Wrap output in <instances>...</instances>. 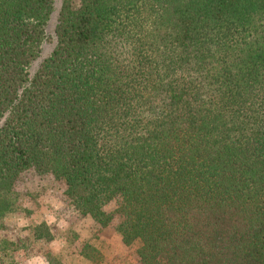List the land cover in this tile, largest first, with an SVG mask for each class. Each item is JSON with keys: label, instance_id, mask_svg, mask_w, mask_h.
I'll return each instance as SVG.
<instances>
[{"label": "trees", "instance_id": "16d2710c", "mask_svg": "<svg viewBox=\"0 0 264 264\" xmlns=\"http://www.w3.org/2000/svg\"><path fill=\"white\" fill-rule=\"evenodd\" d=\"M52 2L0 0V264L109 263L44 221L6 235L28 169L139 241L120 264H264V0H61L29 72Z\"/></svg>", "mask_w": 264, "mask_h": 264}, {"label": "rangeland", "instance_id": "374dc122", "mask_svg": "<svg viewBox=\"0 0 264 264\" xmlns=\"http://www.w3.org/2000/svg\"><path fill=\"white\" fill-rule=\"evenodd\" d=\"M60 2L61 0L52 2V10L45 27V36L40 44L38 55L28 66L29 72L37 67L55 42L54 25ZM14 187L18 192L19 202L29 212L17 221L15 219L4 221L3 219L5 227H2L5 228L6 235H9V232L17 226H23L24 222L44 221L56 229L54 239L44 246L63 254L66 262H76L75 250L79 247V241L93 235L91 238L98 241L96 246L100 247L102 253L105 254L108 264H120L125 261L134 263L136 258L133 250L139 241L135 239L130 244L123 245L118 233L113 228V223H108L97 231L98 225L91 218L80 215L67 203V198L63 193V184L60 181L52 180L49 175H39L28 169L19 174ZM72 231L78 233L76 239H72ZM69 239L73 240L70 244H68ZM65 250L68 252L66 255ZM13 257L18 264L46 263L40 254L32 255L28 250L22 248L15 249Z\"/></svg>", "mask_w": 264, "mask_h": 264}]
</instances>
